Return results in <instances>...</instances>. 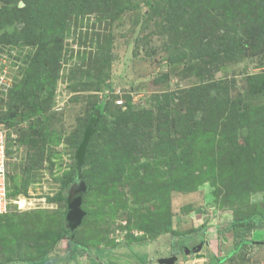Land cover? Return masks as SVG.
<instances>
[{"label":"rangeland","instance_id":"obj_1","mask_svg":"<svg viewBox=\"0 0 264 264\" xmlns=\"http://www.w3.org/2000/svg\"><path fill=\"white\" fill-rule=\"evenodd\" d=\"M106 1L66 9L61 0L41 27L14 15L17 0H0L8 66L0 115L19 114L15 126L2 123L19 136H10L18 202L0 213V264L65 252L67 239L56 244L53 234L68 226L69 206L49 197L63 189L103 99L109 103L83 164L85 215L73 230L77 242L102 251L71 264H161L175 234L203 226L200 253L179 254L176 264H264V244L229 257L241 235L221 231L237 216L264 212V0H206L199 11L213 17L198 35L197 27L177 28L167 0H117V10ZM233 5L239 13L227 10ZM46 47L54 62L45 68ZM113 90L126 91L125 106ZM33 100L49 102L40 116L22 119ZM250 238L264 242V233Z\"/></svg>","mask_w":264,"mask_h":264},{"label":"trees","instance_id":"obj_2","mask_svg":"<svg viewBox=\"0 0 264 264\" xmlns=\"http://www.w3.org/2000/svg\"><path fill=\"white\" fill-rule=\"evenodd\" d=\"M26 2V5L24 7L21 6V2H18L17 0V4L14 10V15L17 18L22 19V21L27 24L28 26H31L32 24L36 25L39 24L41 27L46 26L47 24V18L46 17H54L56 16V10L59 6V3L61 2V0H57L53 3L50 2V0H33L32 3L29 0H24ZM87 1V0H86ZM117 0H112V1H106L104 2L106 4V6L108 7L109 5H112V3ZM169 3V9L173 11V14H176L179 16V18L181 19L179 22V25H177V28L181 29V26L184 24L185 28H189L190 26L196 28L195 33H197L196 35L200 34L202 31V27L206 26L209 22L210 19H212L213 15H212V11H209V13H207L208 8L205 10L206 14L204 17H206V19H203V14L199 11V8L202 6H205L206 0H167ZM219 1V0H217ZM66 2V6L65 8L68 9L70 7V3H76L77 0H65ZM154 0H151L150 2V6L154 5L157 0H155L154 4H153ZM86 2L81 3L80 6H83ZM186 6H192L191 9H188ZM236 6V5H235ZM234 5L230 7V9L227 8V10L233 11V14L239 13L238 8H235V10H232L233 7H235ZM119 7V2H117L116 4V10ZM213 9L215 8L214 5H212ZM40 8V10H39ZM169 9H165L164 11L169 15ZM218 12V8L216 9ZM223 16H225L226 11L222 12ZM167 15V16H168ZM3 17V13H0V25H1V20ZM247 21H243V24L245 25ZM46 25H45V24ZM3 25V24H2ZM1 27V26H0ZM183 31V30H182ZM193 31V33H194ZM45 33V32H43ZM2 39V38H0ZM200 40H204L203 38H201ZM200 46L202 47L200 41H199ZM46 49H49L46 47ZM203 49V47H202ZM49 51H47L44 54V60L46 61L45 63V68L52 66L53 64V59L54 56L52 55V49H49ZM41 56H43V54H40ZM38 59V57H37ZM205 59V58H204ZM53 61V62H52ZM38 69V67H37ZM35 85H37L36 90L35 89H30V91L32 90V94L31 95H35V91L40 90L39 88L41 87L40 85H38V83L41 81L39 75L34 79ZM22 95H24V97H26V92L24 90V87H22L21 92ZM37 95H39V93L36 92ZM33 104H31L28 101V112L24 113V114H20L22 119H30L33 115H37L40 116L41 113H43V104L49 102V100H33ZM107 103H109V101L107 102L105 99L101 100L100 102H98L95 106H94V111L90 117V119L92 118L94 112L96 110L99 111V116L101 117L102 115H104L105 110L107 109ZM19 117V114L17 113H13L11 111L7 112L5 114V116H1L0 115V123L4 122L7 123L9 126H15V124L17 123V119ZM90 119L88 120V122L86 123V125L89 123ZM119 123H124L126 121V119H122L121 118H117ZM99 120V119H98ZM99 122V121H97ZM98 123H96V132H99L98 129ZM86 127V126H85ZM21 131V130H19ZM84 135V133H83ZM95 134H93V136L90 138L88 146H87V152H86V159L89 157V149L91 148V143H92V139L94 137ZM19 136V134H18ZM158 136L159 138H165V129L161 128L159 129L158 132ZM131 137V136H130ZM83 139V137H82ZM81 139V141H82ZM10 141V140H9ZM80 141V142H81ZM80 144V143H79ZM117 153V152H116ZM10 178H11V174H10ZM114 179V174H110L109 176V180ZM87 181V178L83 172V167L82 170L79 171L77 169V165H76V159H75V165L73 170L70 172V175L67 177L66 180H64V186L63 189L60 190V192H58V194H56L53 197H49L50 200L52 201H61L63 199L66 200V204L67 207L71 205V202L73 200V198L76 196L77 194V189L79 188L81 182L83 183V185L86 188V184L85 182ZM12 186V185H11ZM12 190V188H11ZM12 194V191H11ZM65 219L67 218V209L65 210ZM240 228V230H239ZM264 228V212L260 213V212H248L245 213L243 215L237 216L235 217L234 220L230 221V223L228 224V226L221 230L223 233H225L227 230H234V234L235 236L241 235L240 239L238 240L237 246L235 248V250L233 252L230 253L229 257H231V255H234L239 249H241L242 247H245L246 245H251L253 242L257 243V244H264L263 241H255V240H251L250 235L252 234V231L254 229H261ZM206 230V226H203L202 229H198V230H193V231H187V233H183V234H175L173 237V249H172V254L179 256V254H183L184 257L186 256V248L189 246H194L196 244H198L199 242H204V238H202L200 241H196L197 237H201L203 236V233ZM50 235L52 233H49ZM74 231H72L67 224L63 226L62 231L61 232H57L53 234V237L55 239V243L58 244L59 242H61L62 239L66 238L68 245L67 248L65 250V252L63 254H59V253H51V250L45 251L42 255L38 256V258L36 259H31L28 260V262L31 261H35L36 264H60V263H68L71 264L74 260H76L78 257L85 255V254H89L91 256L97 255L99 256V252L102 251L100 248H96L95 252L94 249L88 245L85 244H80L79 242H77L74 238ZM175 238L176 239L175 241ZM192 242V243H191ZM94 252V253H93ZM186 258V257H185Z\"/></svg>","mask_w":264,"mask_h":264},{"label":"built area","instance_id":"obj_3","mask_svg":"<svg viewBox=\"0 0 264 264\" xmlns=\"http://www.w3.org/2000/svg\"><path fill=\"white\" fill-rule=\"evenodd\" d=\"M4 54L0 51V89L3 88V85L7 83L6 78L8 77L6 72L8 66L4 65L5 63ZM112 93H122L118 91H112ZM116 103L125 106V100L120 96L115 100ZM17 134V133H16ZM15 132L9 133V127H5L2 122L0 124V213H5L9 210L10 204L12 201H17L13 198L11 194V179H10V136L16 139ZM18 202V201H17ZM189 261H186L185 264H190Z\"/></svg>","mask_w":264,"mask_h":264},{"label":"water","instance_id":"obj_4","mask_svg":"<svg viewBox=\"0 0 264 264\" xmlns=\"http://www.w3.org/2000/svg\"><path fill=\"white\" fill-rule=\"evenodd\" d=\"M98 118H99V111L96 110L85 128L83 139L78 146L75 159H76L77 169L79 171L82 170V167L84 164L89 140L91 136L96 132V123L98 121ZM84 190H85V186L81 182L79 188L77 189V194L73 198L71 205L69 206L67 210L66 215H67V220H68V227L72 231L74 230V228H76V226L81 224L82 218L85 215V211L81 208L82 194ZM202 247H203V243L201 242L192 248H186V252L189 253L190 251H200ZM177 260H178L177 255H171L169 257L160 258L159 262L161 264H175Z\"/></svg>","mask_w":264,"mask_h":264},{"label":"clouds","instance_id":"obj_5","mask_svg":"<svg viewBox=\"0 0 264 264\" xmlns=\"http://www.w3.org/2000/svg\"><path fill=\"white\" fill-rule=\"evenodd\" d=\"M113 91H114V90H113ZM119 91H120V90H119ZM120 92H121V91H120ZM125 92H126V91H122V92H121L122 95L119 94V97H120V96L123 97V95L125 94ZM115 94H118V93H115ZM199 243H200V242H199ZM199 243H198V244H199ZM202 243H203V242H202ZM198 244H196V245H198ZM196 245H194V246H196ZM194 246H192V247H194ZM203 246H204V243H203ZM192 247L189 246V247H187V248H192ZM202 248H203V247H202ZM201 250H202V249H201ZM201 250H200V251H201ZM200 251H190L189 253H200ZM186 254H188V253L186 252ZM172 255H174V254H172ZM169 256H171V255H167V256H165V257H169ZM161 258H163V257H161ZM159 259H160V258H159ZM178 260H179V256H178ZM178 260H177V261H178ZM177 261H176V262H177ZM176 262H175V264H176ZM183 263L185 264V262H183Z\"/></svg>","mask_w":264,"mask_h":264},{"label":"crops","instance_id":"obj_6","mask_svg":"<svg viewBox=\"0 0 264 264\" xmlns=\"http://www.w3.org/2000/svg\"><path fill=\"white\" fill-rule=\"evenodd\" d=\"M254 232H256L258 235H261V234L264 233V228H261V229H254V230L252 231V234H253Z\"/></svg>","mask_w":264,"mask_h":264},{"label":"flooded vegetation","instance_id":"obj_7","mask_svg":"<svg viewBox=\"0 0 264 264\" xmlns=\"http://www.w3.org/2000/svg\"><path fill=\"white\" fill-rule=\"evenodd\" d=\"M192 247V246H191ZM169 255H172V253H170Z\"/></svg>","mask_w":264,"mask_h":264}]
</instances>
